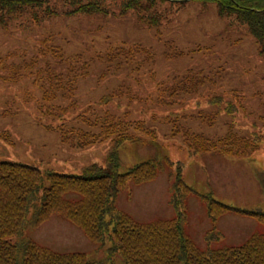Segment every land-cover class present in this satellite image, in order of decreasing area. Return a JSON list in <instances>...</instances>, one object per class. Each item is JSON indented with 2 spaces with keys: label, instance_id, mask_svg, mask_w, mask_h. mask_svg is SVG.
<instances>
[{
  "label": "rangeland",
  "instance_id": "1",
  "mask_svg": "<svg viewBox=\"0 0 264 264\" xmlns=\"http://www.w3.org/2000/svg\"><path fill=\"white\" fill-rule=\"evenodd\" d=\"M107 2L106 13H59L38 23L25 18L14 21L8 29L0 28V54L16 50L29 59L49 38L63 55H83L92 62L89 75L78 79V105H96L100 97L110 94L112 99L103 109L144 127L141 131L129 128L139 139L118 148V172L153 157L172 162L164 164L151 181L128 183L116 197V208L143 223L173 218L170 174L180 167L183 181L192 189L183 209L184 229L193 243L201 250L243 244L263 225L252 217L227 212L208 239L212 222L200 195L264 213V193L257 177L264 171V56L247 28L230 17H220L214 3L156 0L152 11L120 14L114 0ZM20 22L28 23L27 27ZM134 43L150 49L153 63L137 69L124 58L101 62L95 58L96 53L104 56L110 48ZM189 74L203 82L188 92H174V80ZM28 83L23 78L14 89L16 84L0 81V160L75 175L90 165L104 166L111 139L72 147L57 131L37 125L30 100L25 99L36 90L25 88ZM217 96L221 100L211 103ZM229 132L259 137L258 148L244 155H226L217 149L192 152L185 136L193 133L215 140ZM26 237L58 252L104 255V249L58 214L28 230Z\"/></svg>",
  "mask_w": 264,
  "mask_h": 264
},
{
  "label": "trees",
  "instance_id": "2",
  "mask_svg": "<svg viewBox=\"0 0 264 264\" xmlns=\"http://www.w3.org/2000/svg\"><path fill=\"white\" fill-rule=\"evenodd\" d=\"M107 1L0 0V28L8 29L22 18L38 23L59 13H106ZM194 1L214 3L220 17H230L245 26L259 54L264 56V0ZM114 3L119 5L120 14L132 10L152 11L156 7V0H114ZM58 4L68 9L63 11ZM20 24L22 28L28 25ZM37 48L29 59L16 50L0 54V81L16 84L15 89L23 78L28 79L25 88L36 90L33 96L25 97L30 100L32 118L46 130L57 131L69 146L82 148L107 138L112 145L104 166L90 165L78 175L0 160V264H264V213L261 211L232 207L200 195L212 222L208 239L215 234L217 220L227 212L252 217L263 225V230L239 246L201 250L193 243L184 229L183 209V202L192 189L183 181L180 167L170 174V203L176 216L143 223L117 209L116 197L128 183L140 185L151 181L164 164L172 162L153 157L118 172V148L126 141L139 139L129 128L134 126L141 131L143 124H131L125 117H116L103 109L102 105L112 99L110 94L100 97L96 105L80 107L78 79L89 75L92 62L83 55H63L59 47L50 44L49 38L43 39ZM102 56L96 53L95 58L100 62L124 58L126 63L136 64L137 69L154 61L150 49L136 43L110 48L108 54ZM199 81L203 79L189 74L175 79L172 90L188 92ZM220 100L217 96L210 102ZM185 136L192 152L217 149L226 155L252 152L260 141L257 136L245 137L232 132L215 140L193 133ZM257 177L264 193V171L258 172ZM51 214L61 215L80 228L87 238L104 249V255L92 257L80 252H58L26 237L28 230L38 227Z\"/></svg>",
  "mask_w": 264,
  "mask_h": 264
},
{
  "label": "water",
  "instance_id": "3",
  "mask_svg": "<svg viewBox=\"0 0 264 264\" xmlns=\"http://www.w3.org/2000/svg\"><path fill=\"white\" fill-rule=\"evenodd\" d=\"M172 1H173V0H172ZM181 1H184V2H185V1H189V0H181Z\"/></svg>",
  "mask_w": 264,
  "mask_h": 264
}]
</instances>
